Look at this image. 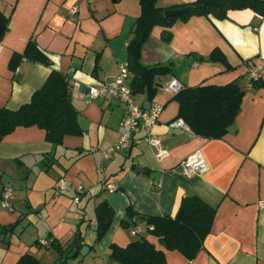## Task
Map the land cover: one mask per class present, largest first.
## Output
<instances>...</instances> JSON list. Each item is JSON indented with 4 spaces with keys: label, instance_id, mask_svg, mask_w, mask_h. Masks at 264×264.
<instances>
[{
    "label": "crops",
    "instance_id": "crops-1",
    "mask_svg": "<svg viewBox=\"0 0 264 264\" xmlns=\"http://www.w3.org/2000/svg\"><path fill=\"white\" fill-rule=\"evenodd\" d=\"M195 1L157 0V5L174 10ZM141 13L140 0H0L6 26L0 40V107L17 110L29 103L56 70L69 76L82 130L66 136L58 147L37 126L18 127L0 140V264H16L27 253L41 264H61L60 250L72 243L77 231L84 245L79 257L66 264H119L110 257L111 245L126 246L139 235L164 249L145 218L175 216L185 197L202 199L216 209V216L193 260L167 251V264H264V87L254 85L249 76L260 66L264 82V15L244 9L231 11L225 20L194 16L171 28L169 43L162 39L164 29L155 27L141 61L170 66L174 74L157 81L152 99L146 92L134 97L141 107L164 106L152 132L169 157L157 159L155 150L141 141L106 158L105 152L119 140L126 109L108 97L89 102V87L114 81L128 62V45ZM30 41L50 64L25 56ZM215 50L228 66L210 60ZM133 78L131 73L130 82ZM175 78L186 87L237 82L244 96L234 132L207 139L175 126L180 106L177 94L167 88ZM197 153L205 157L208 171L187 177L181 164ZM59 179L70 188L56 194ZM105 184H113L116 191H105ZM8 187L14 189L8 199L12 210L2 201ZM79 188L84 194L77 203ZM103 201L113 207L114 218L98 241L96 208ZM128 209L136 215L125 227ZM42 240L50 243L43 245Z\"/></svg>",
    "mask_w": 264,
    "mask_h": 264
},
{
    "label": "trees",
    "instance_id": "trees-1",
    "mask_svg": "<svg viewBox=\"0 0 264 264\" xmlns=\"http://www.w3.org/2000/svg\"><path fill=\"white\" fill-rule=\"evenodd\" d=\"M140 2L142 13L136 19L133 37L128 45V64L130 72L134 74L131 82L133 93L146 92L150 99L157 92V81L162 76L174 74V69L170 66H146L141 61L142 48L155 27L164 29L162 39L169 43L172 39L171 28L178 21H187L194 16L225 20L231 11L244 9H251L264 15V0H196L179 6L177 9L188 8V11L178 17L166 16L165 12L168 9L158 7L157 0ZM25 56L32 61L50 64L49 58L35 41L28 43ZM210 60L229 65L219 50L211 54ZM254 85L264 87V82L255 81ZM70 93L69 76L53 70L45 84L33 94L29 103L17 110L0 107V140L18 127L31 126L43 129L46 132V140L54 147L62 145L66 136L82 134L77 111L68 100ZM243 96L244 91L237 82L223 86H184L175 96L180 106L177 118L182 119L197 135L207 139H222L240 114ZM96 215L97 240L100 241L109 231L114 218V209L109 201H103L97 206ZM135 215L132 209H128L127 219L123 225L127 227L128 219L134 218ZM215 216L216 209L202 199L185 197L175 216L145 218L148 225L153 228L151 234L164 249L139 235L126 246L113 243L110 247V257L119 264H167V251H179L193 260L203 249ZM83 245L81 232L77 231L72 243L60 250L61 264L77 259ZM16 264L41 263L32 253H27Z\"/></svg>",
    "mask_w": 264,
    "mask_h": 264
},
{
    "label": "built area",
    "instance_id": "built-area-1",
    "mask_svg": "<svg viewBox=\"0 0 264 264\" xmlns=\"http://www.w3.org/2000/svg\"><path fill=\"white\" fill-rule=\"evenodd\" d=\"M3 44L0 41V54L3 52ZM249 76L253 82L261 81V67L255 66L249 72ZM131 72L128 62L121 65L119 73L112 82L101 83L99 85H92L89 87V102L100 98H113L124 104L126 113L120 125V137L118 142L107 150L104 154L106 158H110L112 154L118 151H129L134 145H138L141 141H146L150 147L155 150V156L159 160L169 157V151L162 146L161 139L153 135V128L160 120L164 111V106L158 103H152L149 107H141L136 105L134 93L131 87ZM167 88L178 94L183 90L184 85L178 79H172L167 85ZM175 126L189 129L185 122L180 119L174 122ZM143 132V137H137L139 133ZM183 174L187 177H193L198 174H203L208 171V164L202 153H197L181 164ZM70 185L65 179H59L55 186V193L61 194L69 190ZM105 190L109 193H114L116 187L113 184H105ZM14 189L12 187L6 188L3 193L2 201L5 208L12 210L8 199L13 196ZM84 194L83 189L79 188L75 196V202L79 203L81 196ZM153 229V228H151ZM140 233V229L134 230L133 234ZM43 245H48L50 242L42 240Z\"/></svg>",
    "mask_w": 264,
    "mask_h": 264
},
{
    "label": "water",
    "instance_id": "water-1",
    "mask_svg": "<svg viewBox=\"0 0 264 264\" xmlns=\"http://www.w3.org/2000/svg\"><path fill=\"white\" fill-rule=\"evenodd\" d=\"M188 11V8H180V9H174V10H167L165 12V15L168 16V17H178L184 13H186ZM6 26H5V23H4V20L2 19V17L0 16V36L1 34L4 32ZM68 100L70 102H72V94L69 95V98ZM236 127L233 125L231 127L228 128V132L229 133H233L234 132V129ZM137 171L139 173H142V174H148L149 172L143 168H138Z\"/></svg>",
    "mask_w": 264,
    "mask_h": 264
}]
</instances>
